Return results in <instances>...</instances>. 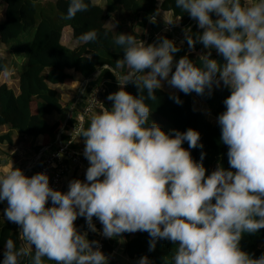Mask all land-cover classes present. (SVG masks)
I'll return each mask as SVG.
<instances>
[{"label": "clouds", "instance_id": "9594fccd", "mask_svg": "<svg viewBox=\"0 0 264 264\" xmlns=\"http://www.w3.org/2000/svg\"><path fill=\"white\" fill-rule=\"evenodd\" d=\"M175 7L200 30H182L188 48L200 44L207 51L198 54L197 64L187 54L174 60L180 47L164 36L148 44L127 33L114 38L123 52L116 68L128 71L106 97L111 107H102L79 130L89 165L83 181L69 180L62 192L50 187L43 172L29 177L11 166L0 173L3 216L19 226V245L5 241L2 264H45V258L54 264H108L99 241L87 238L98 231L94 218L100 235L120 237L121 243L122 234L136 232L149 235V251L158 240L170 241L171 264H264V254L254 258L240 247L244 234L264 229V0H175ZM88 9L85 0H70L65 19ZM110 24L114 30L118 21ZM97 39L96 30L78 37L82 43ZM128 84L137 95L125 90ZM164 84L185 95L229 90L217 116L229 168L218 163L206 174L182 147L187 142L189 149L202 148L199 132L166 133L150 121L145 101H157L155 92ZM169 98L182 104L175 92ZM78 218L87 231L77 229ZM138 264L150 261L142 256Z\"/></svg>", "mask_w": 264, "mask_h": 264}, {"label": "trees", "instance_id": "16d2710c", "mask_svg": "<svg viewBox=\"0 0 264 264\" xmlns=\"http://www.w3.org/2000/svg\"><path fill=\"white\" fill-rule=\"evenodd\" d=\"M36 2L38 0H0L2 4L0 42L6 45L8 54L23 57L21 68L17 74V90L15 91L6 83L0 82V124H7L9 128L17 129L24 137L34 138L41 135L40 143L25 144L26 156L49 144L58 132V138L45 154L53 150L58 141H66L69 138L75 123L74 112L85 103L87 94L94 85L99 83L103 85L98 104L101 103L102 107H111V102L106 97L109 93L118 90V76L125 74V68H116V60L123 56L121 47L114 43V38L119 33L132 34L137 39H144L145 34L142 32L144 31L147 34L146 44L153 43L158 36L167 37L180 47V51L174 55V60L187 54L189 59L199 64L198 54L207 51L200 44H196L195 50H190L184 40V35L182 38L175 39L172 31L164 30L158 33L161 22L157 19L155 24L149 22V17L158 13L159 10H168L173 18L181 17L178 21L181 33L188 27L192 29L193 34L200 31L195 21L175 7V0H111V4L116 7L118 12L123 13L126 19L133 18V22L130 24L124 26L119 24L114 30L105 23L107 12L91 0H85V3L89 4V9L77 13L71 20L65 19L70 0H54L55 8L59 13L55 15H51L47 11L49 5L47 7L42 5L44 1L38 2L40 8L37 7ZM64 24L69 25L70 36L77 41L81 34L90 30L98 32V39L89 43L78 41L73 47H68L61 42V30ZM29 27H34L30 38L28 40L17 39L18 35ZM177 41L179 43H176ZM196 50H200L201 53ZM88 56H91V59H87ZM4 58V56H0V70L6 65V58ZM212 58L221 59L215 51L212 52ZM105 66H111L115 69V73L108 72ZM70 67L81 78L87 79L72 111L61 126L71 100L62 108L59 102V92L51 84L67 80L70 73L65 69ZM125 90L134 96L138 94L137 88L133 84H128ZM173 92L180 98L182 104H177L169 98L170 93ZM229 94V90L223 87L214 89L211 96L207 94L200 96L195 92L185 95L178 90L160 89L155 92L157 101L146 100L145 103L152 110L150 121L157 123L163 131H165L166 123L171 130L176 129L183 132L191 128L199 132L202 148L189 149L187 142H184L182 147L190 151L194 161L203 164L206 174H208L216 168L218 163L225 169L229 168L227 146L220 140L221 129L217 123V116L225 110L223 100ZM193 95H197L205 102L206 110L214 116L213 121L206 117L203 109L193 107L192 102L195 99ZM89 123L90 120L85 118L83 128L86 129ZM3 140L8 143L11 141L9 131L0 134V141ZM201 153H204L203 159H201ZM45 154L41 153L40 157ZM76 178L80 179L78 173L73 170L68 179ZM6 206V204L0 203V264H2L5 241L13 239L19 245V232L16 229V224L8 222L3 216V209ZM93 222L97 228L95 218ZM75 225L79 231H87L83 218H78ZM122 235V253L126 256L138 259L147 256L150 264H171L175 245L170 241L158 240L155 249L149 251L150 237L146 232ZM87 238L97 240L96 233L88 232ZM262 242H264V229L259 230L256 234H244L240 247L255 258L264 254V249L259 246ZM100 245L101 251L109 258L108 264H118L110 255L112 240L103 238ZM25 264L28 262L26 261ZM45 264H54V262L45 258Z\"/></svg>", "mask_w": 264, "mask_h": 264}, {"label": "crops", "instance_id": "0c3cea01", "mask_svg": "<svg viewBox=\"0 0 264 264\" xmlns=\"http://www.w3.org/2000/svg\"><path fill=\"white\" fill-rule=\"evenodd\" d=\"M38 1L43 2L45 0H38ZM91 1L100 5L107 12V18H106L105 23L108 27L111 28L110 22H112L113 20L118 21V24H116V26L119 24L124 26L125 24L128 25L131 22H133V18H127L126 19V16H124L123 13L118 12L116 7L113 4L109 3L108 0H91ZM1 5L2 4L0 3V6ZM0 16H1V13H0ZM169 18L177 19V18H173L171 16L170 11H168V10H159L158 11V15H156V19L161 22V27L159 28V30L157 32L161 33L164 30H169V31H172L173 37H175V39L177 37L182 38L184 34H183V32L182 33L180 32L181 30H179V28H178V23L174 26L167 24ZM61 32H62L61 42L63 44H65L68 47H73L74 45L77 44L78 41L73 39L70 36L71 30H70V27L68 24H64L62 26ZM142 32L145 35H144V39H141V40H143L145 42L147 34L144 31H142ZM176 43H179V41H177ZM2 47H6V45L3 44L2 42H0V48H2ZM196 52L201 53L200 50H196ZM16 58L17 57H15V55H14L12 59H10V58L5 59V61H7L6 65L4 66L3 69L0 70V82L6 83L9 87H11L15 91L17 90V74H18L16 71L17 70L16 66L19 65ZM65 70L70 73V77L67 80H65L64 82H58L55 84H51V86L55 87L58 90L59 102H60L62 108H64L69 103V101L71 100L69 105H68V108H69L74 97L78 94V92L82 86V82L84 80H86L87 78H81L79 76V74L77 72H75L73 70V68H71V67L66 68ZM124 70H125V74H126L128 69L125 68ZM162 89H165L168 91H177L175 89L169 88L166 84H164ZM68 108H67V110H68ZM101 108H102L101 103L96 105L94 107V109L86 116V119L90 120L91 116L93 114L98 113L101 110ZM71 111H72V109H71ZM75 112H74V114H75ZM66 113H67V111H66ZM6 131H9L11 141L9 143L6 140L0 141V173H3L8 168L13 166L14 168L21 169L22 172L26 176H29V177L31 175L30 173L35 169V166H36L35 162H33L34 158H35V154L38 151H40V153H39L40 155H41V153H42V155L45 154L49 149L52 148L53 142L58 138V136L56 134L54 139L51 140L49 142V144L40 147L38 149V151L34 152L31 155L26 156L25 152H26L27 148L25 147V144H28V143L38 144V143H40L41 135H37L34 138L24 137V136H21L22 134L17 129L9 128L7 126V124H0V134L4 133ZM71 144L73 147L77 148L78 150H80L83 153L84 142H83L82 137L77 136V137L73 138V140L71 141ZM14 150H17V153L11 155L10 153L13 152ZM22 159H24V160L21 161ZM29 162H31V165L26 170V166L29 164ZM87 163H88V161H87ZM31 167L33 169H30ZM72 171L73 170H72L71 166H68L65 169L64 173L62 174L61 182H60L58 190H60L62 192L67 191V186H68V182H69L68 178L71 175ZM0 203L6 204V202H0ZM83 231H85V230H83ZM111 240H112V249H111L110 255L113 259H115L117 261L118 264H138V261H139L138 258L129 257V256H126L125 254L122 253L123 242L122 243L120 242V237H115V238H112Z\"/></svg>", "mask_w": 264, "mask_h": 264}, {"label": "built area", "instance_id": "2783aa9c", "mask_svg": "<svg viewBox=\"0 0 264 264\" xmlns=\"http://www.w3.org/2000/svg\"><path fill=\"white\" fill-rule=\"evenodd\" d=\"M102 88V83H99L90 89L85 103L75 112V123L72 126L71 134L68 139L62 142L58 141L56 147L44 156L40 157V154L35 155L33 162H35L36 166L30 176L40 172L46 173L49 177L50 187L57 190L61 182L62 174L68 166H71L72 170L78 173L80 180L83 181L85 179V171L89 165L83 153L73 147L71 141L73 138L79 136V130L83 128L86 116L98 104ZM101 227L102 226L97 221L98 231L96 236L100 244L102 239L105 238L99 234Z\"/></svg>", "mask_w": 264, "mask_h": 264}, {"label": "rangeland", "instance_id": "374dc122", "mask_svg": "<svg viewBox=\"0 0 264 264\" xmlns=\"http://www.w3.org/2000/svg\"><path fill=\"white\" fill-rule=\"evenodd\" d=\"M39 2V1H38ZM36 2V5L38 8H40V3ZM109 3H111V0H109ZM42 5H45L46 7L49 5L50 7L47 9V11L51 14V15H55L57 14V10L55 8V5H54V0H48V1H44ZM0 13L2 15V5L0 6ZM59 14V13H58ZM37 15H38V9H37ZM52 19H55V17H52ZM0 20H1V16H0ZM33 29L34 27H29L28 29H25L23 32H21L17 39L19 40H28L33 32ZM0 55L1 56H4L6 59L10 58L12 59L14 54H8L7 53V48L6 47H2L0 48ZM16 59H17V62L19 65L16 66V71L18 73V70H20L21 68V62L23 61V57L21 55H16ZM4 58V59H5ZM7 62V61H5ZM195 97V99H193V102H192V105L194 108H198V109H203L205 111V115L206 117L213 121L214 119V116L208 111L206 110V104L204 101H202L197 95H193ZM165 127V131L166 133H169L171 131V128L168 126V124L165 123L164 125ZM260 247H262L264 249V242L260 243L259 244Z\"/></svg>", "mask_w": 264, "mask_h": 264}, {"label": "water", "instance_id": "95a60500", "mask_svg": "<svg viewBox=\"0 0 264 264\" xmlns=\"http://www.w3.org/2000/svg\"><path fill=\"white\" fill-rule=\"evenodd\" d=\"M193 21H194V20H193ZM95 71H97V69H95ZM85 82H86V80H84V81L82 82V86H81V88H80L78 94L74 97L72 103L70 104V106H69V108H68V110H67L66 116H65V118L63 119V122H62L61 126L65 123L67 116L70 114L71 109H72L74 103L77 101V99H78V97H79V94H80V92H81V90H82V88H83ZM58 133H59V132H58ZM58 133H57V136H58ZM15 153H17V150H14V151L11 152L10 154L12 155V154H15ZM39 153H40V151H38L35 155H37V154H39ZM30 165H31V162H29V164L26 166V170H27V168H29ZM16 229H17V231L19 232V226H18V225H16Z\"/></svg>", "mask_w": 264, "mask_h": 264}]
</instances>
